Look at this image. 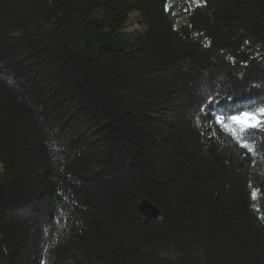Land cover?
Listing matches in <instances>:
<instances>
[{
	"label": "trees",
	"instance_id": "obj_1",
	"mask_svg": "<svg viewBox=\"0 0 264 264\" xmlns=\"http://www.w3.org/2000/svg\"><path fill=\"white\" fill-rule=\"evenodd\" d=\"M206 92L264 106V0H0V264H264V132Z\"/></svg>",
	"mask_w": 264,
	"mask_h": 264
},
{
	"label": "snow or ice",
	"instance_id": "obj_2",
	"mask_svg": "<svg viewBox=\"0 0 264 264\" xmlns=\"http://www.w3.org/2000/svg\"><path fill=\"white\" fill-rule=\"evenodd\" d=\"M199 99L201 104L197 108V113H207L201 116L202 119L215 120L220 129L231 134L242 148L252 150L249 144L243 141L252 132H264V106L244 110V106L234 101L230 94L226 97H214L206 92ZM252 196L256 198L255 191L252 192Z\"/></svg>",
	"mask_w": 264,
	"mask_h": 264
},
{
	"label": "water",
	"instance_id": "obj_3",
	"mask_svg": "<svg viewBox=\"0 0 264 264\" xmlns=\"http://www.w3.org/2000/svg\"><path fill=\"white\" fill-rule=\"evenodd\" d=\"M138 208L144 216L156 217L158 215V209L145 200L140 201Z\"/></svg>",
	"mask_w": 264,
	"mask_h": 264
},
{
	"label": "rangeland",
	"instance_id": "obj_4",
	"mask_svg": "<svg viewBox=\"0 0 264 264\" xmlns=\"http://www.w3.org/2000/svg\"><path fill=\"white\" fill-rule=\"evenodd\" d=\"M140 27L139 20H138V13L134 12L132 16L130 17L127 29L128 30H133L137 29Z\"/></svg>",
	"mask_w": 264,
	"mask_h": 264
}]
</instances>
